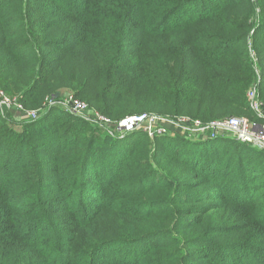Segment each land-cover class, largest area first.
<instances>
[{
  "label": "trees",
  "instance_id": "16d2710c",
  "mask_svg": "<svg viewBox=\"0 0 264 264\" xmlns=\"http://www.w3.org/2000/svg\"><path fill=\"white\" fill-rule=\"evenodd\" d=\"M69 75L74 96L113 121L150 110L254 120L246 92L264 107V0H0V90L33 109ZM10 114L0 117V264H264L263 151L178 133L119 140L58 108L35 122ZM106 213L118 225L95 241Z\"/></svg>",
  "mask_w": 264,
  "mask_h": 264
},
{
  "label": "built area",
  "instance_id": "2783aa9c",
  "mask_svg": "<svg viewBox=\"0 0 264 264\" xmlns=\"http://www.w3.org/2000/svg\"><path fill=\"white\" fill-rule=\"evenodd\" d=\"M246 101L256 121L245 117H229L222 121H211L207 124L198 119L184 116L165 117L154 114L128 115L118 121H113L100 112L90 110L88 105L70 95H54L46 97L41 108L34 110L23 106L18 96H11L0 90V114L18 113L22 122H35L45 112L58 108L64 113L80 121L102 129L111 138L121 139L125 135L140 132L153 141L156 138L174 135L176 133L195 141L215 140L229 137L233 141L254 147L264 152V107L258 98L256 88L246 92Z\"/></svg>",
  "mask_w": 264,
  "mask_h": 264
},
{
  "label": "rangeland",
  "instance_id": "374dc122",
  "mask_svg": "<svg viewBox=\"0 0 264 264\" xmlns=\"http://www.w3.org/2000/svg\"><path fill=\"white\" fill-rule=\"evenodd\" d=\"M247 43H248V41H247ZM249 57H250V59H251V61L253 62V64L256 62V57H255V54H254V52L250 49L249 50ZM75 73H77V71H75ZM77 75V74H76ZM257 75H258V73H257ZM73 77V78H72ZM142 82H141V84H142V86L143 87H139V89H147L149 92H150V95H152V96H155V92H151V88L152 87H154L153 86V84L151 83V81L150 80H148V79H142L141 80ZM56 83V82H55ZM79 82H78V80H77V78L74 76V75H69V76H65V77H63L62 79H60V80H58V83H57V91H58V95H70V94H73V90L75 89V88H77L78 87V84ZM74 95V94H73ZM11 96H18V95H11ZM51 96H54V95H50L49 97H51ZM46 97H48V96H45L44 97V99L46 98ZM44 101V100H43ZM85 102V101H84ZM43 103L44 102H42V104L39 106V107H37V108H33L34 110H37V109H39V108H41L42 107V105H43ZM86 103V102H85ZM87 105H88V103H86ZM88 107H89V109L90 110H94V111H97V110H95V109H93V108H91L89 105H88ZM167 111L168 110H161V111H158V110H150V111H148V112H142L141 114H143V113H146V114H154V115H157V113H167ZM11 112H13V113H15V115H16V118H14L13 116H12V114H10ZM97 112H99V111H97ZM155 112H157V113H155ZM188 112V111H187ZM137 113H139V111H136L133 115H137ZM11 115L12 116V120L13 121H15V122H17V123H22V121H20V119H19V115H18V113H16V112H14V111H10V112H7L4 116H2L1 114H0V117L2 116V117H5L6 118V116H8V115ZM168 114V113H167ZM187 115H189V114H186V115H182V116H184V117H188ZM10 116V117H11ZM233 116H240V117H245V118H247V119H249V117H247V116H245V114H234V115H224V116H222V117H220L219 119H217V118H215V119H212L213 121L214 120H219V121H222V120H225L226 118H229V117H233ZM75 118V117H74ZM190 118V117H189ZM77 119V118H76ZM192 119V118H191ZM249 120H251V121H256V119H254V120H252V118H250ZM201 123H203V124H207V123H209V121L208 122H203V121H201V120H199ZM15 128L17 129V130H20V128H19V126H15ZM102 130V129H101ZM102 133H103V130H102ZM104 134V133H103ZM227 137V136H226ZM116 139H118V138H116ZM123 138H121V139H119V140H122ZM218 139H223V137H220V138H218ZM193 141L194 142H196L194 139H193ZM200 142H202V141H200L199 139H198V141L196 142V143H200ZM237 143V142H236ZM263 154H264V152H263ZM191 177V175L190 174H188V175H186L183 179H184V181H192V179L190 178ZM193 181H195V180H193ZM107 191V190H106ZM193 191V190H192ZM153 193H156V191H153ZM60 197H62V194L60 195ZM136 199H140L139 197H137ZM61 202H62V199H60L59 200V204H61ZM204 203V202H203ZM135 209H137L138 211H142L144 208H143V206H137V208H135ZM120 210V209H119ZM247 216H248V214H246ZM101 221H102V224H103V226L101 225V221L98 223H96L95 225H93V228L94 227H97L98 226V229H101V228H108V232H106V233H104V234H99V235H96V236H94V238L93 239H96L95 241H97L98 239H100V238H107V237H110L111 235H113L114 234V231H115V229H116V226L118 225V218L117 217H114V216H112V214H111V216H109L107 213L105 214V216H104V218H103V215H102V217H101ZM121 219L122 220H127V221H131V220H133L134 219V215H125V213L122 211L121 212ZM240 226L241 227H246V226H252V223H251V221H249L248 219L247 220H243L240 224H236V226L234 227L235 229H238V228H240ZM234 230V229H233ZM84 232H86V230H84ZM84 237H83V240H81L82 242H84ZM163 239V238H162ZM208 240H207V242H203V243H201V244H199V245H202L203 246V250L207 253V252H209L210 250H211V246H210V243L213 241L212 240V238H210V237H208L207 238ZM94 241V242H95ZM94 242H91V243H94ZM91 243H89L90 245H91ZM231 245V251L232 250H237L239 247H235V246H232V245H235V244H230ZM132 247V249L134 248L135 249V253H140V252H142L143 251V247H144V244H140V245H138V246H136L135 247V245H132L131 246ZM80 251H83L84 252V250H85V247H83V248H80L79 249ZM112 248H111V246H108V247H105V248H102L101 250H99V252H98V255L99 256H101L102 258H105L106 259V257H109L108 255H112ZM115 251H113V253H114ZM206 253H204V254H206ZM139 255H141V254H136V256H138L139 257ZM250 256V258H252L253 256L252 255H249ZM232 260V259H231ZM243 260L244 259H239V258H234V263H240L241 261L243 262ZM190 261V260H189ZM245 262H247V259H246V261Z\"/></svg>",
  "mask_w": 264,
  "mask_h": 264
},
{
  "label": "crops",
  "instance_id": "0c3cea01",
  "mask_svg": "<svg viewBox=\"0 0 264 264\" xmlns=\"http://www.w3.org/2000/svg\"><path fill=\"white\" fill-rule=\"evenodd\" d=\"M231 139V138H230Z\"/></svg>",
  "mask_w": 264,
  "mask_h": 264
}]
</instances>
